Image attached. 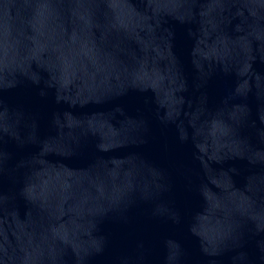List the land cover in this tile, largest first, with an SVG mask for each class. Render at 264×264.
<instances>
[{
	"label": "water",
	"instance_id": "95a60500",
	"mask_svg": "<svg viewBox=\"0 0 264 264\" xmlns=\"http://www.w3.org/2000/svg\"><path fill=\"white\" fill-rule=\"evenodd\" d=\"M0 264H264V0H0Z\"/></svg>",
	"mask_w": 264,
	"mask_h": 264
}]
</instances>
